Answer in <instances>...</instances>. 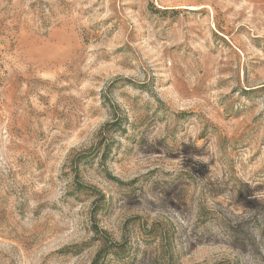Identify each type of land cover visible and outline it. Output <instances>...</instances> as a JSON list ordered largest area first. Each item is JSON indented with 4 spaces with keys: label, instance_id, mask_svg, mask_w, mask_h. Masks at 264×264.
<instances>
[{
    "label": "rangeland",
    "instance_id": "374dc122",
    "mask_svg": "<svg viewBox=\"0 0 264 264\" xmlns=\"http://www.w3.org/2000/svg\"><path fill=\"white\" fill-rule=\"evenodd\" d=\"M264 264V0H0V264Z\"/></svg>",
    "mask_w": 264,
    "mask_h": 264
},
{
    "label": "trees",
    "instance_id": "16d2710c",
    "mask_svg": "<svg viewBox=\"0 0 264 264\" xmlns=\"http://www.w3.org/2000/svg\"><path fill=\"white\" fill-rule=\"evenodd\" d=\"M111 249H112V247L110 248V247H104L103 249H101L100 251H99V254L96 256V258H95V261L93 262V264H103V261H104V257L106 256V255H116L117 253H113V252H111Z\"/></svg>",
    "mask_w": 264,
    "mask_h": 264
}]
</instances>
